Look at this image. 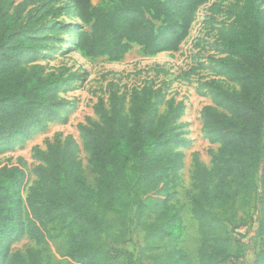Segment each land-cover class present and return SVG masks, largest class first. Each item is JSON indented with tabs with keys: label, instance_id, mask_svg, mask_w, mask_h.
Masks as SVG:
<instances>
[{
	"label": "trees",
	"instance_id": "obj_1",
	"mask_svg": "<svg viewBox=\"0 0 264 264\" xmlns=\"http://www.w3.org/2000/svg\"><path fill=\"white\" fill-rule=\"evenodd\" d=\"M27 1L11 14L8 1L0 7V152L59 119L63 110L57 97L62 75H44L33 64L51 53L59 39L62 26L54 20L61 8L44 0L26 11ZM238 1V12L218 42L223 57L213 61L214 69L234 86L208 85L211 105L202 109V125L216 149L209 168L194 156L190 174L187 198L197 227L196 263L180 246L181 207L171 203L170 193L171 178L183 168L182 149L188 145L178 124L185 108L173 98L165 100L159 88L145 85L132 88L127 97L111 92L107 108L101 100L94 106L99 121L79 126L94 187L84 177L72 137L49 144L41 154L24 206L22 160L0 167V264H50L34 248L8 256V245L23 237L37 246L63 237L70 264H133L131 254L109 249L125 242L131 208L152 264H233L238 248L231 233L245 225L243 214L255 199L261 207L260 241L252 264H264V11L260 0ZM207 2L107 0V7H95L92 0H70L68 12L81 24L73 48L110 62L120 61L132 44L147 56L173 52L186 38L197 9ZM24 12L26 18H21ZM146 15L161 19V26L156 29ZM49 226L56 229L53 234Z\"/></svg>",
	"mask_w": 264,
	"mask_h": 264
},
{
	"label": "rangeland",
	"instance_id": "obj_2",
	"mask_svg": "<svg viewBox=\"0 0 264 264\" xmlns=\"http://www.w3.org/2000/svg\"><path fill=\"white\" fill-rule=\"evenodd\" d=\"M8 1V13H14L15 7L26 0ZM44 0H28L26 11L40 5ZM95 7H107V0H92ZM241 2L238 0H208L200 6L189 27L186 38L173 52H160L154 56H147L143 49L134 44L125 56L118 62H110L105 57L89 58L73 48L76 32L81 24L68 11L71 9L70 0H51V8H61L60 16L54 21L61 25L58 30L57 41L52 43V52L40 56L33 64L41 66L43 74H61L63 85L57 93L63 110L60 118L39 127L22 142L16 143L11 149L0 152V167L14 166L19 159L23 162L27 182L20 192V199L25 205L27 188L34 185L36 177L34 171L40 165V156L47 150L49 144L62 142L66 137H72L78 148L77 156L84 171V177L89 186H95V175L88 165L87 154L81 147L78 135L79 126L89 125L99 121L94 112V106L101 100L105 108L111 92L129 95L132 88L151 85L159 88L164 99L173 98L175 102H182L184 115L178 121L181 124L183 137L188 141L184 154L183 168L172 179L171 203L181 207L183 235L181 248L189 260L196 263L198 250L197 227L190 215V203L187 193L191 190L190 174L194 156L205 167H210L211 152L216 146L207 139V131L202 125V109L211 105L208 85L217 82L224 88H232L234 84L226 76L218 73L213 67V61L223 57L218 49L219 39L227 30L238 12ZM264 11V0H260ZM21 18H26L25 12ZM147 19L157 29L161 26V19L146 15ZM46 19L51 21L52 16ZM53 21V20H52ZM83 30L89 31L88 27ZM165 106L160 107V113ZM129 179L133 178L131 171ZM261 174H256V194L260 192ZM260 205L255 199L250 208L243 214L245 225L232 231L231 236L238 248L237 258L233 264H252L254 254L259 248L258 223L260 219ZM26 209H24V213ZM134 209L130 211L129 232L124 243L109 245L114 253L131 254L133 264H152L150 252H143V233L135 225ZM242 215V214H241ZM112 219V215L107 216ZM151 217H149L150 219ZM147 219V220H149ZM50 234L56 229L48 227ZM40 250L44 263L70 264L67 259V244L63 237L49 239L47 244L37 246L32 240L23 237L7 247L8 256L24 253L27 249ZM120 257V260H123Z\"/></svg>",
	"mask_w": 264,
	"mask_h": 264
}]
</instances>
